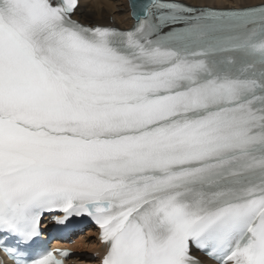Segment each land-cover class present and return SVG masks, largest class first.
I'll list each match as a JSON object with an SVG mask.
<instances>
[{"label": "snow or ice", "instance_id": "6c2138e0", "mask_svg": "<svg viewBox=\"0 0 264 264\" xmlns=\"http://www.w3.org/2000/svg\"><path fill=\"white\" fill-rule=\"evenodd\" d=\"M79 7L0 0V249L63 264L28 247L61 211L102 264H264V0H130L128 29Z\"/></svg>", "mask_w": 264, "mask_h": 264}, {"label": "bare ground", "instance_id": "6f19581e", "mask_svg": "<svg viewBox=\"0 0 264 264\" xmlns=\"http://www.w3.org/2000/svg\"><path fill=\"white\" fill-rule=\"evenodd\" d=\"M216 2L220 3L222 0H216ZM223 2H227V0H223ZM129 14L128 0H80V7L76 10L74 17L82 21H93L102 25L110 24L107 22V18L111 17L113 19L111 24L125 28L132 23V18ZM93 236L95 237V232L88 230L85 236L78 237L73 247L79 250H100L97 240ZM96 263V259H91L86 256H80L74 259V264Z\"/></svg>", "mask_w": 264, "mask_h": 264}, {"label": "rangeland", "instance_id": "374dc122", "mask_svg": "<svg viewBox=\"0 0 264 264\" xmlns=\"http://www.w3.org/2000/svg\"><path fill=\"white\" fill-rule=\"evenodd\" d=\"M84 22H86V23H95V22H93V21H92V22H90V21H88V22H87V21H84ZM107 22L112 23V22H113V19H112L111 17H108V18H107ZM93 238H94V237H93Z\"/></svg>", "mask_w": 264, "mask_h": 264}]
</instances>
